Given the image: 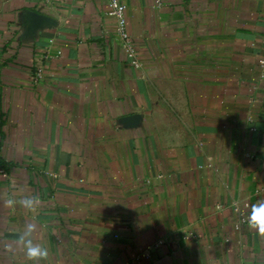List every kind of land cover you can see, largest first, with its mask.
I'll list each match as a JSON object with an SVG mask.
<instances>
[{
	"label": "crops",
	"instance_id": "0c3cea01",
	"mask_svg": "<svg viewBox=\"0 0 264 264\" xmlns=\"http://www.w3.org/2000/svg\"><path fill=\"white\" fill-rule=\"evenodd\" d=\"M121 1L0 0V264H264V0Z\"/></svg>",
	"mask_w": 264,
	"mask_h": 264
},
{
	"label": "clouds",
	"instance_id": "9594fccd",
	"mask_svg": "<svg viewBox=\"0 0 264 264\" xmlns=\"http://www.w3.org/2000/svg\"><path fill=\"white\" fill-rule=\"evenodd\" d=\"M9 203H11V201H9ZM22 203L25 207H30L34 204V200L26 198ZM248 222L253 228L264 233V201H258L250 206ZM34 228L35 225L29 224L25 235L34 230ZM26 255L29 259L36 260L45 257L47 255V250L39 244L29 243L26 248Z\"/></svg>",
	"mask_w": 264,
	"mask_h": 264
},
{
	"label": "built area",
	"instance_id": "2783aa9c",
	"mask_svg": "<svg viewBox=\"0 0 264 264\" xmlns=\"http://www.w3.org/2000/svg\"><path fill=\"white\" fill-rule=\"evenodd\" d=\"M127 5L121 0H108V13L117 20L118 35L122 42H124L127 50L132 52V38L127 27ZM138 66V64H136ZM0 174L7 177L8 172L3 164L0 163Z\"/></svg>",
	"mask_w": 264,
	"mask_h": 264
},
{
	"label": "water",
	"instance_id": "95a60500",
	"mask_svg": "<svg viewBox=\"0 0 264 264\" xmlns=\"http://www.w3.org/2000/svg\"><path fill=\"white\" fill-rule=\"evenodd\" d=\"M36 21V22H33ZM48 22V20L36 13L31 12L27 19V24L31 30H35L36 28H40L44 23ZM131 124H134L139 119L138 116H132L127 118Z\"/></svg>",
	"mask_w": 264,
	"mask_h": 264
}]
</instances>
